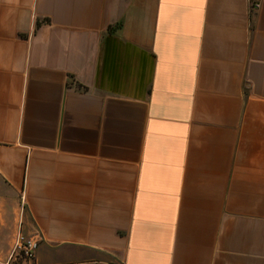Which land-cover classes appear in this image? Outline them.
Returning <instances> with one entry per match:
<instances>
[{"label": "crops", "instance_id": "1", "mask_svg": "<svg viewBox=\"0 0 264 264\" xmlns=\"http://www.w3.org/2000/svg\"><path fill=\"white\" fill-rule=\"evenodd\" d=\"M7 263L264 264V0H0Z\"/></svg>", "mask_w": 264, "mask_h": 264}, {"label": "built area", "instance_id": "2", "mask_svg": "<svg viewBox=\"0 0 264 264\" xmlns=\"http://www.w3.org/2000/svg\"><path fill=\"white\" fill-rule=\"evenodd\" d=\"M258 7L257 2L251 3V9L256 10ZM41 240L40 235L26 236L19 232L14 238L9 262H17L18 259L24 262L32 261Z\"/></svg>", "mask_w": 264, "mask_h": 264}, {"label": "rangeland", "instance_id": "3", "mask_svg": "<svg viewBox=\"0 0 264 264\" xmlns=\"http://www.w3.org/2000/svg\"><path fill=\"white\" fill-rule=\"evenodd\" d=\"M18 262L21 261L20 259L17 260Z\"/></svg>", "mask_w": 264, "mask_h": 264}]
</instances>
